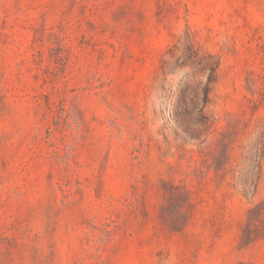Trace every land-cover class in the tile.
<instances>
[{
	"label": "rangeland",
	"instance_id": "1",
	"mask_svg": "<svg viewBox=\"0 0 264 264\" xmlns=\"http://www.w3.org/2000/svg\"><path fill=\"white\" fill-rule=\"evenodd\" d=\"M0 264H264V0H0Z\"/></svg>",
	"mask_w": 264,
	"mask_h": 264
}]
</instances>
